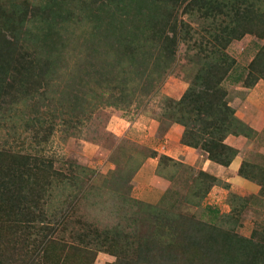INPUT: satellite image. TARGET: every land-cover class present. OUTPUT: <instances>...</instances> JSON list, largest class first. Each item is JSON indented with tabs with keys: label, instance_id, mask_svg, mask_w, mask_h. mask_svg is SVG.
I'll use <instances>...</instances> for the list:
<instances>
[{
	"label": "rangeland",
	"instance_id": "374dc122",
	"mask_svg": "<svg viewBox=\"0 0 264 264\" xmlns=\"http://www.w3.org/2000/svg\"><path fill=\"white\" fill-rule=\"evenodd\" d=\"M42 1L3 0L7 5L20 3L22 8H27L28 15ZM249 1L264 9V0ZM189 2L178 0L174 5L173 17H176L180 27L190 30L191 36L182 37L186 34L183 30L179 43L173 46L172 64L168 60L162 70L154 72L153 68L147 67L144 73L126 75L129 74L126 69L130 66L128 61L107 59L104 54L95 59L89 58L83 51V40H78L79 36L70 31L71 34L64 32L70 38L65 53L60 60L55 58L51 67H45L56 69L49 73L54 77V85L44 82L39 86V92H35L39 94L49 89L46 96H49L53 113L48 116L43 113L46 103L38 100L36 95L32 99V109L28 110L30 113L26 114V117L34 119L31 123L12 129L10 126L20 123L17 120L0 127L3 133L9 132L10 128L15 130L12 134L14 138L5 140L0 137V147L6 146L1 163L12 161L11 156L6 155L11 154V149H16L19 155L37 158L38 165L43 169V172L36 170L32 175L34 180L38 178L35 186L29 184L30 190L22 192L25 200L26 195L34 197L31 208L26 201L24 204L20 196H15L14 190L2 188L0 264H22L26 259L33 261L32 264L118 263L116 254L93 250L97 232L116 233V239L112 240L114 247L117 250L121 248L120 251L125 248V256L130 259L132 237L136 239L146 234L159 217V214H153L154 209L147 212L136 206L135 200L140 198L167 207L174 215L182 212L194 216L192 220L195 222L211 223L217 220L224 223V228L228 230V223L234 225L237 222V230L248 237L255 229L264 230V186L251 179H248L251 183L230 181L234 176L230 171L223 174L226 165L222 167L223 164L211 160L208 151L201 146L196 148L181 141L185 126L176 123L166 113L167 110H175L179 117L188 116L187 110L184 113L167 103V97L181 98L198 72L206 68L207 62L223 60L224 57L234 59L229 71H220L222 81L216 84L218 89L225 91L224 100L234 109L235 116L253 131L251 136L229 135L225 138L224 143L237 149L227 169H232L234 165L263 169L264 78L255 80L259 65L251 64L264 44V36L248 32L228 45L218 47L215 54L211 53L212 48H204L210 43L204 28L212 19L200 15L198 10L193 14L186 12ZM220 20L222 15L219 16ZM81 24L77 23L76 27H89L88 24ZM78 61L92 67L88 68L91 71L85 70L81 74V80L74 75ZM102 71L110 78L129 80L125 83L127 87L123 89L124 92L119 88L112 89L117 105L92 93L93 88L100 86L96 84V79L102 76ZM245 80L252 85H246ZM148 81L151 84L145 89ZM105 83L114 85V81L106 80ZM71 91L82 96L92 93L94 107L83 108L77 111L78 115L70 116L71 99L65 98L67 93L71 95ZM43 121L47 125L42 126ZM47 131L51 132L49 137L47 135L48 139ZM35 149L39 152L35 153ZM164 153L174 156L176 162L163 161L160 165ZM211 161L216 167L220 164L214 171L216 176L208 168ZM202 171L218 179L214 184L216 189L214 186L210 188L208 199L199 204L192 203L189 200L191 197L198 200L196 193L191 192L193 182ZM32 173L33 170L25 172L23 177L29 178ZM123 176L130 177L131 182L118 185V179L122 182ZM22 184L26 186L28 182L23 181ZM216 205L220 213L214 217L208 206ZM232 209L241 213L237 221L227 218L233 214ZM159 213L162 217L167 215L166 212ZM164 230L169 231V226ZM87 235L90 239H87ZM82 239L87 241L83 242Z\"/></svg>",
	"mask_w": 264,
	"mask_h": 264
},
{
	"label": "trees",
	"instance_id": "16d2710c",
	"mask_svg": "<svg viewBox=\"0 0 264 264\" xmlns=\"http://www.w3.org/2000/svg\"><path fill=\"white\" fill-rule=\"evenodd\" d=\"M177 1L43 0L42 4H37L35 6L37 8H33L34 12L28 15L27 8H22L20 3L11 2L9 6L10 4L7 5L0 0V127L17 120H20V123L10 126L12 129L20 124L31 123L34 119L26 117V114L30 113L28 110L32 109V99H35L36 95L38 100L46 103L43 113L47 116L53 113V107L49 105V96H46L49 89L39 94L35 92H39V86L44 82L46 85L53 84L54 77L49 73L56 69L45 67H51L50 64L55 58L60 60L65 53L70 40L64 35L65 31L69 34L72 32L75 36H79L78 40H83L85 45L83 51L89 58L95 59L104 54L107 59L111 58L118 62L128 61L130 66L126 69L129 74L126 75L144 73L147 67L153 68L152 72L157 69L162 70L168 60L171 65L174 60L173 46L179 43V38L191 36L190 30L180 27L176 17H173L174 5ZM188 4L186 12L193 14L198 10L200 15L212 19L204 28L210 40L204 48L206 50L212 48L211 53L215 54L219 50L218 47L226 46L233 39H239L248 32L264 36V9L254 1L190 0ZM221 15L222 20L218 21ZM80 22L88 24L89 27H84L82 24L83 28L76 27ZM183 30L186 34L181 37ZM256 55L251 64L259 65L255 80L259 77L264 78V44ZM234 62V59L229 57L207 62L206 68L198 72L189 83L187 90L181 94V98L177 100L169 96L166 100L184 113L186 110L189 112L188 116L179 117L175 110L166 111L176 123L185 126L181 141L196 148L201 146L208 151L211 160L226 166L233 161L237 149L224 143L225 138L229 135L251 136L253 131L235 116L234 109L224 100L225 91L218 89L216 84L222 81L220 71H229ZM77 65V72L74 75L81 80V74L85 70L91 71L88 68L92 67L79 61ZM100 75L102 76L96 79V84L100 86L93 88L92 93L117 105L113 100L112 89L119 88L124 92L123 89L127 87L125 83L129 80L123 78L119 81L114 77V79L110 78L105 72ZM252 75L251 72L250 76ZM106 80L114 81V85L105 83ZM245 83L248 86L252 85L249 80H245ZM149 84L151 83L148 81L144 88H148ZM54 89L57 91L56 88ZM92 93H85V96L75 91L74 93L71 91V95L67 93L65 100L71 99L69 115H78L77 111L94 107L95 99ZM44 125L47 123L43 121L42 126ZM51 125L50 123L49 128ZM11 128L9 132H0V137L5 140L12 138L15 130ZM49 132L47 131L46 137L50 136L51 132ZM2 146L0 147V193L2 188L14 190L15 196H20L24 204L26 201V205L31 208L34 197L29 198L26 195L25 200L22 192L29 189V184L35 186L38 178L34 180L32 175L36 170L43 172L42 166L38 165L37 158L19 155L16 149H11V154L6 155L11 156L12 161L1 163L2 157L6 154L3 149L6 146ZM34 151L39 152L37 149ZM161 159L160 165L163 161L176 162L172 156L165 153L162 154ZM248 168L242 165L239 169L240 175L264 186V168L251 165ZM30 170H33V173L29 178H24L25 172ZM121 178L123 180L121 182L119 178L118 185L126 181L131 182L130 177ZM217 180L207 172H200L191 189V192L198 196V200L191 197L190 202L199 204L204 199H208L207 194ZM23 181L28 184L24 186ZM135 204L147 212L154 209L156 212L153 211V214H159V217L153 221L152 227L143 234L144 236L139 235L136 239L132 237L133 251L130 259L125 256L123 251L125 248L120 251L121 248L117 250L114 247L112 240L116 239V233L97 232L94 237L96 243L93 245L96 247L93 246V250L116 254L119 258L116 264H264V230L255 229L248 237L237 230V222L234 225L228 223L230 229L228 230L224 228V223L216 222L217 220L211 223L195 222L192 220L194 216H187L182 212L174 215V212L171 213L167 207L151 204L142 198L136 199ZM208 207L210 212L213 211L214 217L218 216L220 213L218 205ZM159 211L166 212L167 215L162 217ZM240 214L239 211H233L230 218H227L237 221ZM179 216L182 217L178 218ZM167 226L169 231L164 230ZM86 237L90 239L89 235ZM32 263L33 261L26 259L22 264Z\"/></svg>",
	"mask_w": 264,
	"mask_h": 264
},
{
	"label": "crops",
	"instance_id": "0c3cea01",
	"mask_svg": "<svg viewBox=\"0 0 264 264\" xmlns=\"http://www.w3.org/2000/svg\"><path fill=\"white\" fill-rule=\"evenodd\" d=\"M255 122V121H254ZM174 157V156H173ZM218 166H220V164H217ZM218 166L216 167V164L214 163V162H212L211 161V163H210V166H208V168H211L210 169V172H211V174L212 175H215L216 176V174H215V170L216 169H218ZM216 167V168H215ZM222 167H224V165H222ZM225 168V172L223 171V174H225L226 173V171H230V172H232V174H233V176H234V178H233V180H230V181H237V182H240V180H242L243 182H247V183H251L247 178H243L241 175H239L238 174V172H239V168H240V165L239 166H235L234 165V167L231 169H227V166L226 167H224ZM229 168V167H228ZM218 177V176H217ZM215 187V189H216V186H214Z\"/></svg>",
	"mask_w": 264,
	"mask_h": 264
}]
</instances>
